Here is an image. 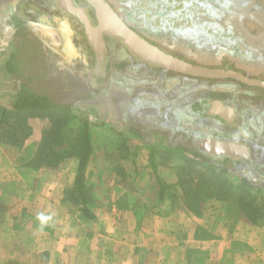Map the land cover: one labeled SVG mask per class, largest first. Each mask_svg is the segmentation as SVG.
Listing matches in <instances>:
<instances>
[{
	"label": "crops",
	"instance_id": "1",
	"mask_svg": "<svg viewBox=\"0 0 264 264\" xmlns=\"http://www.w3.org/2000/svg\"><path fill=\"white\" fill-rule=\"evenodd\" d=\"M59 17L52 0H0V107L13 110L21 79L52 78L60 65L78 60L68 53ZM228 20L245 44L264 50L263 12ZM251 36L256 38L252 44L246 39ZM256 59L237 64V70L264 80V65ZM94 131L99 134V128ZM32 132L19 147L0 145V264H264V225L194 215L183 220L178 212L168 213L172 206L166 201L141 203L137 196L147 194L141 193L140 177L126 171L135 184L123 186L124 172L104 160L92 163V157L85 180L92 187L89 209L95 219L84 218L80 205L66 196L74 186L77 160L65 159L53 169L29 168L39 146L40 133ZM126 144L143 143L130 138ZM108 176L111 184L104 183ZM40 177L46 186L36 193L27 182Z\"/></svg>",
	"mask_w": 264,
	"mask_h": 264
},
{
	"label": "trees",
	"instance_id": "2",
	"mask_svg": "<svg viewBox=\"0 0 264 264\" xmlns=\"http://www.w3.org/2000/svg\"><path fill=\"white\" fill-rule=\"evenodd\" d=\"M109 1L123 6L120 12L128 21L133 20L147 37L163 43L173 41L174 45L193 53L205 64L216 65L224 57H230L236 64L259 58L264 65V50L258 51L245 44L236 36L228 20L229 16L237 14L264 13V5L256 0ZM128 56L123 58L129 62L126 74L113 70L110 67L113 60L109 57L103 62V74L95 75L93 82L87 78L80 60L72 59L71 66L60 65L58 74H62L65 81L57 80L61 82V87L70 89L66 78L73 74L74 84L71 88L79 92V95L73 94L68 98L66 92L58 94L53 90L52 85L57 77L21 79L13 93V110L0 107V145L19 147L23 144L29 133L26 117H51V127L43 132L31 165L33 168L53 169L65 159H76L78 166L74 186L66 196L68 198L70 195L72 204L80 205L84 218L95 219L89 209L92 187L85 180L86 167L93 153L89 122L84 120L77 134L69 140L65 138L69 131L62 123V117L74 110L78 102L94 103L102 97L107 99V104L111 102L118 107L117 119L121 127L116 132L124 140L125 147L131 149L126 144L130 138L165 140V154L189 156L191 164L215 174L224 184H228L229 190L239 192L241 197L246 198L243 214L249 222L255 224L260 219L264 220V97L259 95L258 89L236 87L218 80L207 82L178 75L169 77L167 71L143 63L129 53ZM152 75L154 78H150ZM104 83L106 87L102 88ZM214 86L225 87H219L221 90L217 91L213 89ZM215 92L226 93L233 101L242 104L244 108H239L240 115L243 109H247L248 114L241 115L244 124L237 125L239 130L245 132L230 134L225 139L249 144L248 159L213 157L200 152L192 143L175 141V137L181 135L175 133L178 128L186 131L188 125H206L209 101ZM165 113L171 117V124L164 121ZM213 132L220 136L226 134L217 129ZM151 150L150 164L156 170L154 145ZM233 177L237 178L235 184L229 181ZM156 181L159 185L158 199L162 202L168 187L159 179ZM179 183L187 208L192 213H198V193L188 190L191 181L188 180L185 185L179 179Z\"/></svg>",
	"mask_w": 264,
	"mask_h": 264
},
{
	"label": "rangeland",
	"instance_id": "3",
	"mask_svg": "<svg viewBox=\"0 0 264 264\" xmlns=\"http://www.w3.org/2000/svg\"><path fill=\"white\" fill-rule=\"evenodd\" d=\"M110 3L118 11L123 8V6H120L115 2ZM23 6H25V3L23 4ZM23 6L22 9H24ZM132 21L133 20H130L129 23L132 27H135L136 24H134ZM137 31L141 35L145 36L139 28ZM246 39H248L247 42H249L250 44L254 43L253 40H256V38H254L253 36ZM150 41H152L154 44H156L158 47L169 54L175 55L191 63H202L196 57H194L193 53L186 52L182 47L174 45L173 41H168L167 43H163L159 40ZM76 45L78 44L76 43ZM128 66L129 62L125 60H114L110 63V67L120 74H126ZM211 67L233 70L241 69V67L235 64L233 60H229L226 58L222 59L219 64L211 65ZM103 68L105 69V66H103ZM87 73V78L91 82H93L95 80L94 69L90 68ZM168 76L174 77V75ZM53 77H57L55 78V82L52 85V88L55 92H57L58 94H63L64 92H66L67 98L72 96L73 94L79 95V92L76 91L77 89L71 88L74 84L73 74H70V76L66 78L67 82H69L68 86H70V89H67V87H61V82L57 81L62 79L64 81L62 74H58V76L53 75ZM150 78H154L153 75ZM48 82L51 81L48 80ZM103 87H106V83L102 85V88ZM261 95L262 94H260V96ZM213 96H216L217 98L221 97L220 94ZM115 97L117 96H114V98ZM114 98H111V100L113 99L115 102ZM106 102L107 99H103L102 97L94 103L78 102L74 110L66 115H63L62 117V123L65 124L66 129H68L69 131L67 132V135H65V138L69 140L74 138V135L77 134L78 129L80 128L84 120H87L89 122V127L92 132V163L104 160L106 165L110 166L111 168L114 167L115 169H118L119 174H122L124 172L123 180L120 181V183L121 185L126 187H134L131 184H135V177H140V183L142 186L141 188H143V191H141V193L142 195L147 194V196L138 195V199L140 198L139 201L141 203L149 202L152 205L161 204L166 201L169 206H172L171 209L169 208L170 210L168 211V213L172 214L178 212L179 218H183V220L191 218V215H194L205 218L208 216L221 219L226 218L232 221H237L240 219L249 222V220H247L245 215L243 214L245 210L244 206L247 203L246 198L241 197L239 192L229 190L228 184H224L222 180L215 174L207 172V170H205L201 166L191 164L188 161L189 156H170L165 154V140L160 138H144V140H140L143 143L141 145H133L130 147V150L129 147H125L122 144V139L116 132V130L120 129L121 127V123L117 119L118 107L116 105H112L111 102H109L108 104ZM29 119H31V125L28 123ZM33 119H37L38 121L32 122ZM51 120V117L48 116L26 117L25 121L29 132L27 138L29 137V135H31V129H33L32 136L35 134V132L40 133L38 136V141L40 144L43 132L51 127ZM164 121L168 124H171L172 122L171 117H169L167 113H165ZM97 128H99V134L96 133L97 131H94ZM35 137H37V135ZM152 145H154L155 147V162L157 165H160V167H156V170H153L150 164ZM29 168H32L31 164H29ZM43 168L44 167H41L40 169ZM126 171L135 176L134 178H132L133 181L127 180V177L125 175ZM262 171L264 172V168L262 169ZM27 179L29 178L27 177ZM156 179H159L162 184L168 187V190L166 192L168 197L162 202H160L158 199L159 185ZM179 179L183 180L185 182V185H187L188 180H190L191 185L189 186L190 188H188V190L192 189V191L195 190L198 193V203L196 204V208L200 207L198 213H192L187 208V205L184 201L182 187H180ZM104 181V183L107 184L112 183V179L110 178V176H108ZM229 181L235 184L237 183V178H230ZM93 182L103 183V180L99 178L98 181H95L94 178ZM27 185L28 187H31L32 185L31 188H33L36 193H41L42 189L46 186V182H44L42 177H40L36 182H32V184L31 181L28 180ZM251 193L254 194V191H251ZM69 198L70 195H68V199ZM169 206H167V209ZM255 224L264 225V220L260 219Z\"/></svg>",
	"mask_w": 264,
	"mask_h": 264
},
{
	"label": "water",
	"instance_id": "4",
	"mask_svg": "<svg viewBox=\"0 0 264 264\" xmlns=\"http://www.w3.org/2000/svg\"><path fill=\"white\" fill-rule=\"evenodd\" d=\"M93 10L96 26L85 14L83 8L75 6L72 0H56L60 10L68 13L84 28V35L90 48L95 52L97 67L105 60V38L119 40L126 51L136 59L148 65L158 67L173 74L202 80H233L248 87L264 90V80L248 78L235 70H225L197 65L165 52L158 46L141 37L127 25L111 4L106 0H82ZM58 23L65 35V46L74 58H81L79 49L75 46L72 35V21L68 18H58ZM84 62L86 63L85 56ZM195 147L213 157L227 156L230 158L250 157L247 144L231 141H220L213 138H203L195 141Z\"/></svg>",
	"mask_w": 264,
	"mask_h": 264
},
{
	"label": "flooded vegetation",
	"instance_id": "5",
	"mask_svg": "<svg viewBox=\"0 0 264 264\" xmlns=\"http://www.w3.org/2000/svg\"><path fill=\"white\" fill-rule=\"evenodd\" d=\"M72 1L75 4V6H77L79 8H83L85 10V14H87L89 19L91 20V24L93 26H96L97 22L94 18L93 10L88 8L86 3L82 0H72ZM106 1L109 4H111L109 0H106ZM52 4L54 6V13L55 14H60L61 18H68L73 23L72 29L74 31V34L72 35V40H73L74 44H76V43L78 44L77 48L79 49V53L82 56L81 58H76V59L80 60V62L84 65L86 73L88 72V70L90 68H92L95 71V75L103 74V72L105 70L103 68V62L106 61L107 58H109V57H111V60H113V61L114 60L122 61L124 57H129L126 49L123 47V45L121 44V42L119 40H111V39L105 38L104 39L105 40V46H106L105 60L99 64V67H97L98 62L96 60L95 52L90 48V46L87 42V39L84 35L83 26L81 24H79L77 22V20H75L74 18L69 16L68 13H65L64 11L60 10L58 7V4L56 3V0H52ZM111 6H112V4H111ZM113 9L115 10V12L119 16H121L123 18V20L127 23V25L129 27H131L133 30H135L141 37L145 38L147 41L154 44L152 41H150V40H154V39L147 37L144 33L143 34L145 36L141 35L137 31L138 28L136 27V25H135L136 28L132 27L130 25L129 21L126 19V17L120 12V10L118 11L114 7H113ZM154 45H156V44H154ZM68 53H69V51H68ZM69 55L72 58H74L70 53H69ZM84 56H85L86 63L84 62V59H83ZM197 65L211 67V64H205L203 62L201 64H197ZM212 68H214V67H212ZM225 70H233V69H225ZM235 71L240 72L237 69ZM168 73L169 74H167V75H174V76L177 75V74H173L171 72H168ZM240 73H242V72H240ZM87 75H88V73H87ZM178 76H181V75H178ZM244 76H246V75H244ZM183 77H186V76H183ZM246 77H248V76H246ZM248 78H253V77H248ZM192 79H195V78H192ZM256 79H259V78H256ZM195 80H202V79H195ZM202 81L212 82V81H217V80H202ZM218 81H225L228 85L230 84V85H233L236 87H245L248 89H254L252 87H248L242 83H239V82H236L233 80H218ZM219 87H225V86H216L213 89L219 91V90H221ZM229 87H231V86H229ZM255 89H258L259 95L262 94L261 97H264V92H263L264 90L260 89L262 91H259V88H255ZM218 94L221 95L220 98L213 96V95H217L216 92L211 95V98H210L211 100L209 101V109H208L209 116L205 118L206 119L205 120L206 125L204 123H203V125H197V126L188 125L186 131L178 128L175 131V133H181V135H179V137H175L176 138L175 141H178L179 143H183V144L192 143L193 145H195L196 140L209 137V138L217 139L220 141L235 142V141L228 140L225 138L227 136H229L230 134H235V133L237 134V132L238 133L242 132V130H239L237 128V125H243L244 124L243 123L244 119L241 117V115L242 116L247 115L248 114V112H246L247 109H243V111H241V115H240L238 113V112H240L239 108H241V109L244 108V106L242 104H239V103H236L235 101H233L232 97H230L226 93L219 92ZM216 129L218 131L225 132L226 134L223 136L216 135L213 132ZM184 132H185V134H184ZM244 132L245 131H243L242 133H244ZM175 133L173 132V135ZM238 143H240V142H238ZM241 144H246V143H241ZM247 145L249 146V144H247ZM249 149H250V147H249Z\"/></svg>",
	"mask_w": 264,
	"mask_h": 264
},
{
	"label": "clouds",
	"instance_id": "6",
	"mask_svg": "<svg viewBox=\"0 0 264 264\" xmlns=\"http://www.w3.org/2000/svg\"><path fill=\"white\" fill-rule=\"evenodd\" d=\"M40 219L46 221V220L50 219V217L41 216Z\"/></svg>",
	"mask_w": 264,
	"mask_h": 264
}]
</instances>
